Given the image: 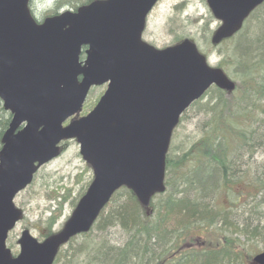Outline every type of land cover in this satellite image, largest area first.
Wrapping results in <instances>:
<instances>
[{
  "label": "water",
  "instance_id": "water-1",
  "mask_svg": "<svg viewBox=\"0 0 264 264\" xmlns=\"http://www.w3.org/2000/svg\"><path fill=\"white\" fill-rule=\"evenodd\" d=\"M157 1L94 0L37 22L29 0H0V100L11 112L0 149V264H53L59 248L89 231L121 186L147 206L165 190L166 154L181 114L211 86L234 89L192 40L163 49L142 40ZM263 1L206 0L220 22L211 43L233 36ZM105 83L96 106L64 126L89 89ZM71 138L94 177L59 231L38 241L24 229L13 256L6 239L22 217L13 199ZM252 262L264 264V251Z\"/></svg>",
  "mask_w": 264,
  "mask_h": 264
},
{
  "label": "trees",
  "instance_id": "trees-1",
  "mask_svg": "<svg viewBox=\"0 0 264 264\" xmlns=\"http://www.w3.org/2000/svg\"><path fill=\"white\" fill-rule=\"evenodd\" d=\"M91 1L56 0L49 15ZM244 23L225 40H235V89L211 87L181 115L177 127L194 112L197 134L181 152L170 146L165 191L143 207L121 187L92 229L72 237L53 264H253L261 250L246 257L248 244L264 243V2ZM259 23L254 33L250 28ZM202 30L206 34L207 26ZM10 118L0 100V149ZM55 223L49 217L41 236L51 234ZM207 229L221 232L217 244L205 243L197 232Z\"/></svg>",
  "mask_w": 264,
  "mask_h": 264
},
{
  "label": "rangeland",
  "instance_id": "rangeland-1",
  "mask_svg": "<svg viewBox=\"0 0 264 264\" xmlns=\"http://www.w3.org/2000/svg\"><path fill=\"white\" fill-rule=\"evenodd\" d=\"M55 1L31 0L30 7L33 15L42 20L50 14ZM218 24L219 21L213 17L205 0H160L147 18L143 39L161 48L178 39L189 37L195 41L200 51L209 57L212 65L223 67L226 74L235 80L233 76H238L239 70L230 59L235 40H227L220 43L218 47H214L209 41L212 31ZM205 25L208 28L206 34L202 30ZM260 25L261 23L254 24L250 29L256 33ZM241 49H243L242 44ZM104 89V86H101L91 91L80 115L94 106ZM197 122L198 118L195 117L194 112L189 111L173 133L171 148L174 151L181 152L182 145L183 148L189 145L197 134ZM91 179L92 170L80 155L78 142L74 139L64 141L60 155L43 165L34 176L32 183L14 199L16 206L23 211V219L8 235L7 246L11 251L14 254L19 251L17 239L24 228H28L38 239L41 233L47 232L46 225L49 217L56 220L53 230L61 228L73 210L74 202ZM222 203L228 206L226 200H222ZM197 232H202L205 243L209 240L216 244L221 233L215 229ZM233 237L236 236L233 235ZM263 247L264 243L251 241L244 255L247 257L248 253L256 252L258 249L263 250Z\"/></svg>",
  "mask_w": 264,
  "mask_h": 264
},
{
  "label": "flooded vegetation",
  "instance_id": "flooded-vegetation-1",
  "mask_svg": "<svg viewBox=\"0 0 264 264\" xmlns=\"http://www.w3.org/2000/svg\"><path fill=\"white\" fill-rule=\"evenodd\" d=\"M144 32H145V30H144ZM143 35H144V33H143ZM143 35H142V37H143ZM146 41V40H145ZM148 43H150L151 44V42H149V41H147ZM83 51H85V49H83ZM82 55H84V52H82ZM104 88H105V85H104ZM100 97V96H99ZM98 100V99H97ZM95 105V104H94Z\"/></svg>",
  "mask_w": 264,
  "mask_h": 264
}]
</instances>
